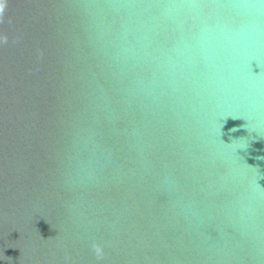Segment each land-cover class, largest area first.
<instances>
[{"label": "water", "instance_id": "water-1", "mask_svg": "<svg viewBox=\"0 0 264 264\" xmlns=\"http://www.w3.org/2000/svg\"><path fill=\"white\" fill-rule=\"evenodd\" d=\"M0 264H264V0H0Z\"/></svg>", "mask_w": 264, "mask_h": 264}]
</instances>
